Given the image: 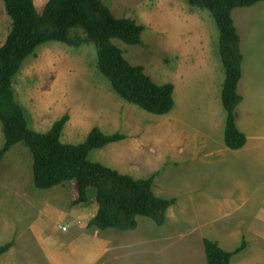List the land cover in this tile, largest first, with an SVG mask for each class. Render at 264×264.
Here are the masks:
<instances>
[{
	"label": "rangeland",
	"instance_id": "rangeland-1",
	"mask_svg": "<svg viewBox=\"0 0 264 264\" xmlns=\"http://www.w3.org/2000/svg\"><path fill=\"white\" fill-rule=\"evenodd\" d=\"M34 1L43 12L49 0ZM102 1L117 18L144 26L141 45L114 42L156 83L174 84L176 105L169 114L155 115L123 99L99 71L92 44H42L14 77L31 129L46 133L69 114L64 143L85 142L95 127L106 134L122 133L125 140L92 150L90 159L137 179L159 171L155 193L177 199L163 226L140 216L135 230H103L105 244L96 264H208L205 239L228 251L245 239L247 248L232 264H264V1L233 11L244 57L239 84L244 99L236 122L248 137L238 150L225 143L226 70L211 13L189 0ZM11 29L12 19L0 0V48ZM5 140L0 121V148ZM55 189L67 196L56 202L75 207L72 183L36 186L34 156L23 143L0 160V246L15 241L17 264H44L26 233L37 208ZM89 195L86 207L93 210L97 190L89 189ZM74 233L76 227L67 220L57 236L69 239Z\"/></svg>",
	"mask_w": 264,
	"mask_h": 264
},
{
	"label": "trees",
	"instance_id": "trees-1",
	"mask_svg": "<svg viewBox=\"0 0 264 264\" xmlns=\"http://www.w3.org/2000/svg\"><path fill=\"white\" fill-rule=\"evenodd\" d=\"M12 19V29L0 48V121L5 145L0 160L12 146L23 143L34 156V181L37 187L49 189L70 182L74 185L73 205L89 203V189L97 190L99 211L88 228L99 230H135L138 217L152 219L157 225L166 223L169 209L176 198L158 196L153 188L160 172L137 179L90 159L94 149L126 139L122 133L106 134L99 127L91 130L85 142H62V134L70 115L57 120L46 132L30 128L24 106L19 102L14 77L24 61L47 42L60 41L80 48L92 44L97 50L99 71L111 82L114 90L126 101L155 115L169 114L175 107V86L158 84L142 65H133L114 42L141 45L144 26L130 18H117L102 0H49L39 12L34 0H3ZM264 0H189L207 10L220 31L219 48L226 77L222 102L227 112L225 143L238 150L246 146L247 135L236 122V110L243 102L239 84L243 78L241 36L233 18L236 8L251 7ZM14 246H0V256ZM208 264H232L233 258L247 248L244 239L234 251L222 248L217 241L204 240Z\"/></svg>",
	"mask_w": 264,
	"mask_h": 264
},
{
	"label": "crops",
	"instance_id": "crops-1",
	"mask_svg": "<svg viewBox=\"0 0 264 264\" xmlns=\"http://www.w3.org/2000/svg\"><path fill=\"white\" fill-rule=\"evenodd\" d=\"M64 197H67L65 192L55 189L37 208L38 211L26 234L29 232L33 238L44 264H96V258L101 254L100 249L105 244L101 236L103 230L89 229L88 223L98 213L99 205L96 203L93 210L86 207L89 204L69 209L56 202ZM67 220L76 227V233L69 239H63L57 236V232ZM11 242H14V246L0 256V264L18 263V257L14 256L16 244L15 241ZM28 246L32 247L30 244Z\"/></svg>",
	"mask_w": 264,
	"mask_h": 264
}]
</instances>
